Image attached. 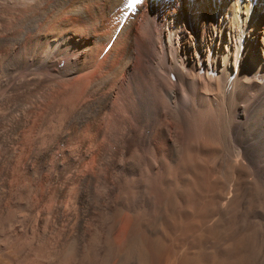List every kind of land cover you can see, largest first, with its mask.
I'll list each match as a JSON object with an SVG mask.
<instances>
[{
    "label": "bare ground",
    "instance_id": "1",
    "mask_svg": "<svg viewBox=\"0 0 264 264\" xmlns=\"http://www.w3.org/2000/svg\"><path fill=\"white\" fill-rule=\"evenodd\" d=\"M0 264H264V0H0Z\"/></svg>",
    "mask_w": 264,
    "mask_h": 264
}]
</instances>
